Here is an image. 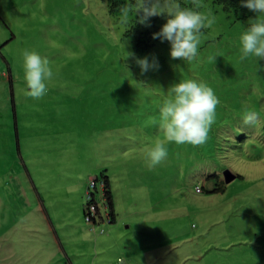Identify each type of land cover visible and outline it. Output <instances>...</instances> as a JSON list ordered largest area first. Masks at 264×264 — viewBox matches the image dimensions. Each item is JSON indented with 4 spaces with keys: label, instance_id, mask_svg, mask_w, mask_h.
Wrapping results in <instances>:
<instances>
[{
    "label": "rangeland",
    "instance_id": "rangeland-1",
    "mask_svg": "<svg viewBox=\"0 0 264 264\" xmlns=\"http://www.w3.org/2000/svg\"><path fill=\"white\" fill-rule=\"evenodd\" d=\"M179 2L215 15L199 62L152 38L164 16L121 22L126 0H0V264H68L63 250L73 264H264V60L239 59L256 14L242 0ZM25 50L55 73L41 99L23 84ZM145 57L158 69L142 74ZM188 78L214 90L215 123L150 168L159 108ZM226 171L238 178L225 184ZM90 175L108 178L115 224L86 223ZM214 175L223 191L208 194Z\"/></svg>",
    "mask_w": 264,
    "mask_h": 264
},
{
    "label": "clouds",
    "instance_id": "clouds-1",
    "mask_svg": "<svg viewBox=\"0 0 264 264\" xmlns=\"http://www.w3.org/2000/svg\"><path fill=\"white\" fill-rule=\"evenodd\" d=\"M241 6L255 13L256 19L249 22L250 26L239 37V59L244 62L249 57H255L257 63L264 60V18H261L264 17V0H242ZM141 13L137 22L145 26H150L148 21L151 17L166 18V23L152 38L169 43L170 59L189 64L199 62L204 30L215 23L214 14L181 7L179 0H135V5L126 0L125 6L119 9V17L125 24L130 17ZM126 44L127 41L121 42L127 59L133 54L125 51ZM212 59L214 61L215 56ZM135 62L142 74L159 67L155 58L151 63L148 57ZM54 75L46 57L36 51H24L23 84L28 96L41 99L47 95ZM218 104V97L206 82L188 78L171 85L158 112L164 140H156L147 148L148 167L155 168L167 158L169 144H204L215 123ZM256 115L248 114L247 122L251 123Z\"/></svg>",
    "mask_w": 264,
    "mask_h": 264
},
{
    "label": "built area",
    "instance_id": "built-area-1",
    "mask_svg": "<svg viewBox=\"0 0 264 264\" xmlns=\"http://www.w3.org/2000/svg\"><path fill=\"white\" fill-rule=\"evenodd\" d=\"M85 193L86 204L84 207V219L91 226L98 224H110L112 222L111 211L106 199V187L103 179L89 180ZM196 193L200 190L196 188Z\"/></svg>",
    "mask_w": 264,
    "mask_h": 264
},
{
    "label": "trees",
    "instance_id": "trees-1",
    "mask_svg": "<svg viewBox=\"0 0 264 264\" xmlns=\"http://www.w3.org/2000/svg\"><path fill=\"white\" fill-rule=\"evenodd\" d=\"M101 179H103L104 183H105V191H106V199H107V203L109 205V208L111 210V197H110V192H109V185H108V181L107 178L101 176ZM206 180L208 182H212L215 184L214 188L212 190H207L208 194H215V193H221L223 191V183L222 181L219 182V177H217L216 175L214 176H209L208 178H206Z\"/></svg>",
    "mask_w": 264,
    "mask_h": 264
},
{
    "label": "crops",
    "instance_id": "crops-1",
    "mask_svg": "<svg viewBox=\"0 0 264 264\" xmlns=\"http://www.w3.org/2000/svg\"><path fill=\"white\" fill-rule=\"evenodd\" d=\"M28 177H29V175H28ZM105 177V176H104ZM93 178H95V177H92L91 175L89 176V180L90 179H93ZM106 178V177H105ZM238 178V177H237ZM88 180V181H89ZM107 181H108V185H109V192H110V197H111V216H112V222L110 223V224H115L116 223V215H115V212H114V207H113V201H112V195H111V191H110V183H109V180H108V178H107ZM85 185H83V186H81V187H79L78 188V190L75 192L76 193V196H79L80 198H81V196L83 195V193H84V190H85ZM213 189V188H212ZM211 189V190H212ZM216 194V193H215ZM106 238V237H105ZM57 241H59V240H57ZM104 242V241H103ZM94 243H95V241H94ZM60 244V243H59ZM63 250V249H62ZM63 256H64V258H66V259H69V260H67L68 261V264H73V262L70 260V258H69V256L67 255V253L65 252V250H63ZM120 259V258H119Z\"/></svg>",
    "mask_w": 264,
    "mask_h": 264
},
{
    "label": "water",
    "instance_id": "water-1",
    "mask_svg": "<svg viewBox=\"0 0 264 264\" xmlns=\"http://www.w3.org/2000/svg\"><path fill=\"white\" fill-rule=\"evenodd\" d=\"M223 177H224V183L225 184H229L237 178L236 175H233L232 173H230L228 171L224 172Z\"/></svg>",
    "mask_w": 264,
    "mask_h": 264
}]
</instances>
